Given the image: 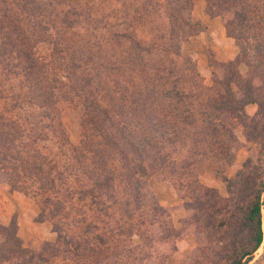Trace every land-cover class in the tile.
I'll list each match as a JSON object with an SVG mask.
<instances>
[{"label": "trees", "instance_id": "obj_1", "mask_svg": "<svg viewBox=\"0 0 264 264\" xmlns=\"http://www.w3.org/2000/svg\"><path fill=\"white\" fill-rule=\"evenodd\" d=\"M86 1L107 9L102 6L107 0ZM202 1L208 16H220L227 36L237 40L240 50L238 60L223 65L224 79H215L211 87L203 84L191 59L181 53L182 44L205 29L190 19L192 0H120L126 22L115 26L107 23L109 13L98 16L81 0H0V75L15 78L19 86L7 95L0 90V169L10 175L12 159L31 176L37 169L42 171L37 149L49 135L43 133V120H31L29 112H49L45 116L52 115L51 134H64L56 128L60 114L56 106L66 101L71 105L70 92L76 100L71 109L81 114L78 126L83 133L70 147L76 166L66 164L65 170L76 177L75 196L85 202L95 198L101 207L108 198L112 202L116 198L110 161L124 163L119 175L128 184L136 180L130 193L136 202L140 186L136 175L147 178L154 167L166 166L161 155L166 145L183 152L185 160L178 172L190 183L192 160L205 155L200 147L210 145L211 159L217 158L219 150L236 141V125L244 128L247 140L264 143V0ZM144 19L152 26L140 36L132 25ZM45 47L49 52L42 54ZM113 57L126 69L125 77L119 67L111 69L100 61L109 63ZM241 63L247 68L245 76L238 70ZM59 76L70 85L68 92ZM248 106L256 107L252 117L245 112ZM16 146L22 149L14 150L13 158L9 152ZM27 147L32 154L26 153ZM146 160L148 170L143 166ZM252 165L247 160V173L239 171L234 179H223L225 198L199 187L188 194L193 208L212 218L203 222L207 239L222 244L214 250L218 258L212 264H248L264 243V169ZM39 186L45 188L47 183ZM9 227L12 231L0 226V264H55L58 259L67 264L87 256L79 248L91 252L88 242L79 243L68 233L70 228L66 233L61 229L54 245L45 244L34 252L22 246L15 224ZM105 248L102 256L111 250ZM253 264H264V245Z\"/></svg>", "mask_w": 264, "mask_h": 264}, {"label": "rangeland", "instance_id": "obj_2", "mask_svg": "<svg viewBox=\"0 0 264 264\" xmlns=\"http://www.w3.org/2000/svg\"><path fill=\"white\" fill-rule=\"evenodd\" d=\"M107 1L106 5L102 4L103 7L107 6L103 11L100 7L91 3L86 5L88 2L81 0L82 4L92 7L98 16L104 12L109 13L110 16L106 19L108 24L123 25L126 20L123 19L124 14L121 11L125 8H121L120 0ZM95 4H98L96 0ZM91 12L95 15V12ZM190 19L199 21L205 29L184 42L181 53L183 57L191 59L203 84L211 87L215 79H224L223 65L238 60V42L227 36L220 16H208L202 0H192ZM157 20L158 18L154 17V21ZM151 26L149 19L132 25L140 36H145ZM109 46L113 49L112 45ZM48 52L46 47L41 51L42 54ZM100 61H104L111 69L119 67V72L125 77L127 71L120 65L119 59L113 57L109 63L104 59ZM237 65L239 72L245 76L246 66L242 63ZM116 72L113 79L117 75ZM58 79L67 85L65 92H68L70 85L64 77L59 76ZM113 86L117 89L119 85ZM17 89L18 80L0 75V90L4 95L16 92ZM67 94H71V105L66 104V101L56 106L60 113L56 128L64 134H51L52 115H49V118L45 116L49 112L40 114L41 110L38 109L29 112L31 120L38 117L43 120V133L49 135L45 144L37 149L39 156L36 161L37 165H42V171L39 172L32 166L35 172L31 176L22 168V164L14 162L11 158L9 166L12 167V173L8 175L7 170L0 169V226L12 231L9 226L15 224V232L22 246L34 252H39L45 244L54 245L61 229L66 233L70 228L68 233L79 243H83V240L88 242L91 252L88 254L83 248H79V252L87 256L67 264H212L213 260L216 261L218 255L215 251H218L222 244L220 241L210 242L205 235L207 233L203 232V222L206 223L212 218L207 217L205 211L193 208L194 202L188 194L194 191L193 187H199L211 189L213 194L217 192L221 198L227 197V187L223 179H234L239 171L247 173L248 168L244 166L247 160H251L252 166L257 165L264 169V143L247 140L244 128L236 125L233 129L236 141L219 150L217 158L211 159L210 145V148L200 147L205 155H198L192 160L195 170L190 183L178 172L181 160H185L183 152L180 148L166 145L161 155H165L167 165L154 167L155 171L147 178L136 175L140 185L136 202L133 201V194H130L134 190L136 180L128 184L124 177L119 175L124 170V163L110 161L108 164L113 166L110 169L116 177L112 183L116 198L115 202L108 198L104 204L105 208L97 205L98 200L95 198H89L86 202L80 201L79 195L74 194L75 188L78 189L76 177L65 170L66 164L72 165L73 168L76 166L70 147L77 144L83 133L78 126L81 114L71 109L76 101L74 93ZM77 110L79 111L78 108ZM245 112L252 117L256 107L248 106ZM227 123L231 125L235 122ZM20 149L22 147H13L9 155L16 158L15 152ZM25 150L26 153H33L30 147ZM91 163L92 161H88V164ZM128 163L130 166L135 165V161L134 164L130 161ZM148 163L150 161L146 160L143 165L146 170L149 169ZM172 163L177 167L173 169ZM261 181L264 182V177ZM44 182L47 183L45 188L39 186ZM12 184H16V187H12ZM43 200L47 202H42ZM99 239L109 243L99 245ZM1 240L0 236V242ZM263 245L248 264H253L261 256ZM105 246L111 250L107 252V256H102ZM55 264L65 263L58 259Z\"/></svg>", "mask_w": 264, "mask_h": 264}, {"label": "built area", "instance_id": "obj_3", "mask_svg": "<svg viewBox=\"0 0 264 264\" xmlns=\"http://www.w3.org/2000/svg\"><path fill=\"white\" fill-rule=\"evenodd\" d=\"M262 217H263V225H264V205L262 206Z\"/></svg>", "mask_w": 264, "mask_h": 264}]
</instances>
